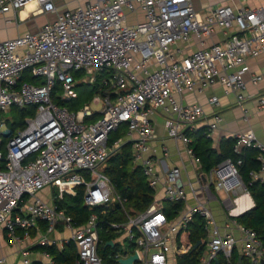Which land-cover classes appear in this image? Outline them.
I'll list each match as a JSON object with an SVG mask.
<instances>
[{"label": "built area", "instance_id": "1", "mask_svg": "<svg viewBox=\"0 0 264 264\" xmlns=\"http://www.w3.org/2000/svg\"><path fill=\"white\" fill-rule=\"evenodd\" d=\"M30 4L34 5L33 14L56 9L53 0H0V13L19 12ZM137 8L143 12L142 19L128 23L126 12ZM217 28L226 34L220 42L186 55L176 46L191 36L203 43ZM262 52L264 5L248 8L220 4L201 13L191 0H93L58 14L36 32L0 40V114L11 106H34L21 128L10 130L0 118V146L5 143L4 152L0 149V231L6 229L11 239L18 240L17 228L27 230L44 222L45 234L39 242L50 245L53 241L48 234L61 222L76 247L74 264H108L97 252L98 216L92 212L83 224L74 226L63 209L43 200L39 192L45 187L80 185L88 209L115 203L123 208L124 199L102 170L119 146V140L108 145V135L124 124L129 135L135 134L134 162L141 164L146 182L154 191L162 182L163 200L154 195L144 211L126 213V220L109 222L108 227L123 233L126 242L133 245L131 253L138 254L135 262L171 264L170 252L175 250L174 256L180 255L191 246L176 247V235L199 216L207 234L198 264H211L219 254L231 264L238 241L231 233L218 229L207 206L198 204L179 210L173 217L162 210L164 201H185L187 192L180 167L171 166L162 174L155 169L156 148L151 142L156 135L151 116L163 110L167 114V136L180 141L190 162L200 165L187 133L198 129L203 109L199 104L178 100L176 95L201 92L218 78L225 92H233L240 104L247 97L248 83L255 85L261 80L260 74L244 78L249 71L246 60ZM80 71L84 72L82 83L95 80V74L104 71L110 76L91 100L77 110H69L53 100V92L56 82H60L61 100L75 98L74 74ZM259 101L264 106V98ZM208 103L219 107L216 96H211ZM92 104L100 105V116L86 122L85 118L93 113ZM221 120L216 111L203 133L211 136ZM231 137L235 140L234 152L239 153L242 147L257 150L259 167L249 176L251 181L263 182L264 144L251 131L236 132ZM160 149L167 151L165 146ZM147 152L152 155L145 156ZM80 170L89 171V181ZM196 176L207 199L215 197L211 186L226 193L246 191L237 167L228 159ZM223 205L235 216L230 198L224 199ZM230 221L242 233L239 255L248 264H260L264 245L257 233L234 218ZM23 264H28L27 259Z\"/></svg>", "mask_w": 264, "mask_h": 264}, {"label": "crops", "instance_id": "2", "mask_svg": "<svg viewBox=\"0 0 264 264\" xmlns=\"http://www.w3.org/2000/svg\"><path fill=\"white\" fill-rule=\"evenodd\" d=\"M89 1L93 0H53L56 7L55 11L46 13L33 14L32 8L34 5L32 4L28 5L19 12L9 10L7 12L0 13V40L13 39L28 32H36L43 24L55 20L58 14L63 13L66 10L73 9L77 6H83ZM191 1L193 7L201 13H206L210 8L220 4H229L233 7L246 6L248 8L264 5L262 0H246L243 2L240 0ZM130 14L133 16L131 22H129L127 18ZM142 17L143 12L139 8H137L134 12L126 13L127 22L130 24L141 20ZM225 38L226 34L224 31L220 28H217L210 37L203 39V43H201L196 37L191 36L187 42H178L176 46L180 47L182 53L186 55L191 53L193 50L199 49L203 46H208L214 42H220ZM246 61L249 66V71L244 74V78L248 80L251 74H260L261 80L255 85L248 83V87L245 91L247 97L240 104L237 103L236 96L233 92H225L224 87L219 83L218 78H214L201 92H184L181 96L176 95V98L184 103H196L201 105L203 109V116L199 119L197 128L202 129V131L205 130L208 123L212 121L213 114L216 113V111L221 115V122L210 136V145L213 148L218 147L222 138L231 137L232 134L236 132L248 131H251L255 135L256 139L264 144V106H262L259 101L260 98H264V52L257 56L250 57ZM101 86L102 83L99 87H97L96 90L98 91ZM211 96H216L218 98V108H215L208 103V100ZM75 98H77L76 94ZM91 98L92 97H88L87 100L81 102L80 104L75 102L72 103L73 109L70 110H77L84 103L91 100ZM69 101L72 102L71 100ZM94 105L97 108L92 109L93 113L91 116L85 118L86 122H93L100 116V105ZM166 117L167 114L161 109L157 110V112L151 116V121L154 125L156 135L155 139L151 142V145L156 148L154 157L156 171L159 174H162L171 166L176 165L180 167L182 179L187 192L185 201L180 202V210L184 211L191 207H195L198 204H204L207 206L212 213L215 225L218 227V229L222 233H231L233 236H235L238 241L235 250L239 254L242 233L240 232L237 225L233 224L230 219L234 218L238 222V217L255 208V202L252 196L249 194V192H247V190L226 193L215 190L214 187L211 186V190L215 194V197L207 199L200 188V180L198 181L196 176L197 172L202 173L201 165L195 166L192 164L189 158L183 153L182 143L167 136L164 126ZM122 125L124 130V134L122 136H118L116 139H113L112 137L114 136V130L108 135V145H112L115 141L119 140V146L116 149L126 143H129L132 147V139L135 136V134L129 135L126 126L124 124ZM118 129L119 127L116 130ZM160 146L166 147V153H163V151L160 149ZM151 155V152H147L145 154V156ZM134 167H141V164L139 162H134L131 165V168ZM142 175L146 180L143 171ZM53 188L54 187H45L39 192V196L43 200L55 204L56 197L53 192ZM155 197L163 200L162 182H160L156 187ZM227 198H230L232 201L234 207L233 212L235 213V216H231L223 205V200ZM199 218L203 221L201 217ZM124 220H126V216ZM45 229L46 225L44 222H38L36 226L27 230L17 228L16 235L19 238L18 240L11 239L7 230L2 229L0 231V264H23V259H27L28 264H50L52 262L51 256L41 247L54 245L58 249H62L66 243L72 240H70V232L66 230L63 224L60 222L56 225V229L48 234V238L53 241L52 244L42 245L39 240L41 236L45 234ZM98 231L100 239L98 248L100 245H102V253L98 252V248L97 252L104 263L110 264L108 260L127 256L133 251L130 249L129 244H125L126 238L123 233L109 228L108 225L106 226L102 224L98 225ZM204 232L207 234L205 228ZM176 240L177 235L175 237V244L177 247ZM108 241H111L113 244L110 245ZM106 246H109V248H106ZM182 248L184 249L185 247ZM185 252L186 251L183 253ZM116 254H118L117 257H115ZM169 257L172 258L171 264H176V255L174 256L173 252L169 253ZM260 264H264V260Z\"/></svg>", "mask_w": 264, "mask_h": 264}, {"label": "trees", "instance_id": "3", "mask_svg": "<svg viewBox=\"0 0 264 264\" xmlns=\"http://www.w3.org/2000/svg\"><path fill=\"white\" fill-rule=\"evenodd\" d=\"M23 79L32 78L24 77ZM87 99L88 96L82 101L75 103L80 104ZM56 103L63 106L62 101H57ZM72 103L74 102H69V110L73 109ZM20 110L27 112L31 116L33 114L34 106H27L20 108ZM24 124L25 120H21L19 122L11 123L8 125V128L14 130L15 127H23ZM203 131L198 128L194 132L187 133L191 138V146L193 147L195 154L200 158L201 170L208 172L218 163L227 159L237 167L241 181L255 202V208L238 217V222L246 228L253 229L264 245V181H251L249 176L251 171L257 170L259 167L256 159L257 150L253 147H242L239 153L234 152L233 145L235 140L233 137L222 138L218 147L213 148L210 145V136H206ZM112 138L114 139L115 137L113 136ZM128 144L129 143L121 145L118 150L124 149ZM114 151H117V149ZM113 152H111L107 160L109 158L113 159V156H111ZM238 160H240V163H238ZM108 168L109 166L107 162H105L103 170L106 171ZM112 168L113 174L108 176V178L110 179L115 192L124 199L123 208L118 203H115L107 207L98 206L90 210L83 204V187L78 186L75 192L67 194L62 201L58 202L55 200L56 206L64 209L66 215L71 218L74 226L83 224L92 212L98 216L100 225L107 226L109 222L124 220L126 213L131 214L144 211L153 202L155 191L148 186L139 167L131 168V166H128L126 163H121L119 161L118 163H115ZM162 207V210L168 217H173L181 209V203L164 201ZM199 240L201 243H199L196 248H193V245ZM204 240L205 232L203 221L198 216H195L194 219L189 222L187 227L177 234V247L188 244H191V246L185 253L176 255V264H198L199 257L204 248L202 244ZM41 248L46 250L51 256L52 262L50 264H74L76 260V247L72 241L66 243L62 249H58L54 245L42 246ZM106 248H109V246H106ZM98 252L102 253V245L98 248ZM239 257H241L240 262H238ZM116 260L117 259L108 260V262H110V264H118ZM230 263L248 264L246 259L243 256H240L235 249L232 252ZM211 264L227 263L225 258L219 254L217 260H214Z\"/></svg>", "mask_w": 264, "mask_h": 264}, {"label": "rangeland", "instance_id": "4", "mask_svg": "<svg viewBox=\"0 0 264 264\" xmlns=\"http://www.w3.org/2000/svg\"><path fill=\"white\" fill-rule=\"evenodd\" d=\"M127 13V12H126ZM128 21L131 22L133 19L132 14L128 15ZM84 74L83 71H80L79 73H75V79L76 82L72 88L73 92L76 94L77 98H73L71 101L73 102H78V101H82L83 99H85L87 96L92 97L95 94H98L97 92V87L100 86L101 83H103L104 80H107L109 78V72L108 71H104L102 73H97L95 74V80H89L87 83H82L80 82V77ZM96 90V91H95ZM61 94H62V86L60 82H56L55 85V89L53 92V100L55 102L57 101H62L63 106H65L66 108H69L70 101H65V100H61ZM61 105V104H60ZM92 109L97 108L95 105H91ZM0 118L1 120H3L5 125H10L11 123L14 122H19L21 120H27L30 118V115L25 112L20 110V108L18 107H10L5 111H2L0 114ZM15 129H17V127H15ZM114 137L115 139L118 136H122L124 134V130H123V125L119 126L118 130H114L113 131ZM0 149L4 152L5 150V143H3L0 146ZM113 156V159H108L106 162L109 166L108 170H102V172L107 175L110 176L113 174V168L112 166L115 165V163H118L119 161L121 163H126L128 166H131L134 163V157H133V153H132V147L130 144H128L127 146L124 147V149H120L117 151H114L113 154L111 155ZM140 172L142 173L141 167H139ZM80 174H82V176L89 181L90 180V175H89V171L88 170H80L79 171ZM78 186L80 185H76V186H69L66 188H58V187H54L53 188V192L55 194V200L56 201H62L67 194H71L73 192H75L78 188ZM181 211V210H180ZM205 238H206V233H205ZM125 244H129L128 242H125ZM130 245V249H133V245ZM174 254L176 253L175 250L172 251ZM136 264H139L138 262H136Z\"/></svg>", "mask_w": 264, "mask_h": 264}, {"label": "water", "instance_id": "5", "mask_svg": "<svg viewBox=\"0 0 264 264\" xmlns=\"http://www.w3.org/2000/svg\"><path fill=\"white\" fill-rule=\"evenodd\" d=\"M108 243L110 245H112L113 243L111 241H108ZM201 243V241H197L194 245L193 248H196L197 245ZM138 259V254L136 251H134L133 253L129 254L128 256L125 257H119L116 261L118 264H134L135 261ZM215 261L217 260V257L214 259ZM241 257L238 258V262H240Z\"/></svg>", "mask_w": 264, "mask_h": 264}]
</instances>
